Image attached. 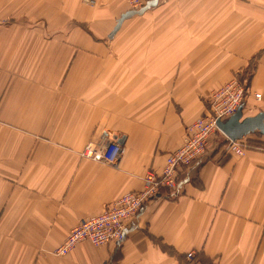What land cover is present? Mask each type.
Here are the masks:
<instances>
[{
  "label": "crops",
  "instance_id": "obj_1",
  "mask_svg": "<svg viewBox=\"0 0 264 264\" xmlns=\"http://www.w3.org/2000/svg\"><path fill=\"white\" fill-rule=\"evenodd\" d=\"M130 9L127 0H0V264H188V252L202 264H264L258 131L240 139L243 155L216 136L120 244L55 253L81 219L161 171L236 71H250L243 117L264 111V0H159L110 38ZM90 143L121 155L87 157Z\"/></svg>",
  "mask_w": 264,
  "mask_h": 264
},
{
  "label": "built area",
  "instance_id": "obj_2",
  "mask_svg": "<svg viewBox=\"0 0 264 264\" xmlns=\"http://www.w3.org/2000/svg\"><path fill=\"white\" fill-rule=\"evenodd\" d=\"M131 9L142 8L149 0H127ZM241 75L244 73H240ZM247 82L241 77H232L223 86L211 92L209 108L185 130L183 141L165 159L160 172L148 171L145 186L141 191H131L116 199L102 212L85 217L76 224L64 242L55 250L56 254L66 255L80 242L89 241L96 246L120 244L126 236L127 223L140 211L145 203L158 196L163 188L175 189L178 186L180 170L193 164L207 154L209 145L217 135H223L218 127V119L226 120L243 104L248 92ZM257 98L260 96L256 94ZM226 149L237 155H243L245 148L239 140L226 137ZM106 143H90L83 155L95 160H118L121 148L110 153ZM195 253L188 252L187 260L193 262ZM193 264V263H192Z\"/></svg>",
  "mask_w": 264,
  "mask_h": 264
},
{
  "label": "water",
  "instance_id": "obj_3",
  "mask_svg": "<svg viewBox=\"0 0 264 264\" xmlns=\"http://www.w3.org/2000/svg\"><path fill=\"white\" fill-rule=\"evenodd\" d=\"M158 2L159 0H149L139 10L130 9L129 11L123 13L117 20V24L111 32L110 38H112L116 31L119 30L125 19L134 15L143 14L146 10L156 6ZM243 107L244 104H241L237 111L226 120L218 119L217 124L221 132L231 140L242 139L244 136L256 131L260 132L264 136V111H260L254 116L243 117Z\"/></svg>",
  "mask_w": 264,
  "mask_h": 264
},
{
  "label": "rangeland",
  "instance_id": "obj_4",
  "mask_svg": "<svg viewBox=\"0 0 264 264\" xmlns=\"http://www.w3.org/2000/svg\"><path fill=\"white\" fill-rule=\"evenodd\" d=\"M86 1H90V2H92V0H86ZM137 10H139V9H137ZM249 72H250V71H249ZM249 72H248V71L246 72L245 69H241V70H239V71H236V73H234L233 77H234V76H235V77H239V78L241 77V79H242L244 82H249V76H250V73H249ZM240 73H244V74L241 75ZM231 78H232V77H231ZM229 80H230V79H229ZM229 80H227V81H229ZM227 81H226V82H227ZM226 82H225V83H226ZM225 83H224V84H225ZM224 84H223V85H224ZM223 85H221V86H223ZM221 86H220V87H221ZM248 86H249V85H248V83H247V88H249ZM220 87H218V88H220ZM218 88H216V89H218ZM216 89H214V90H216ZM214 90H213V91H214ZM209 97H210V96H209ZM208 105H209V104H208ZM208 108H209V106H208ZM208 108H207V109H208ZM207 109H206V110H207ZM221 136L224 138L223 135H221ZM217 137H218V135H217ZM217 137H216V138H217ZM223 138H221L220 140H223ZM217 140H218V139H217ZM220 140H219L218 142H221ZM218 142H216V143L218 144ZM93 144H94V143H93ZM101 144H102V143H101ZM83 151H84V150H83ZM112 161H113V160H112ZM196 257H197V256L195 255L192 263H193V264H199V263L202 264L203 262L201 261V259H200V258H197V259H196ZM187 262H188V264H192V263L189 262L188 260H187Z\"/></svg>",
  "mask_w": 264,
  "mask_h": 264
},
{
  "label": "trees",
  "instance_id": "obj_5",
  "mask_svg": "<svg viewBox=\"0 0 264 264\" xmlns=\"http://www.w3.org/2000/svg\"><path fill=\"white\" fill-rule=\"evenodd\" d=\"M249 85V84H248ZM113 151V147L112 148H110V153ZM204 261L206 262L205 264H216V263H214L211 259L210 260H208V259H204Z\"/></svg>",
  "mask_w": 264,
  "mask_h": 264
}]
</instances>
